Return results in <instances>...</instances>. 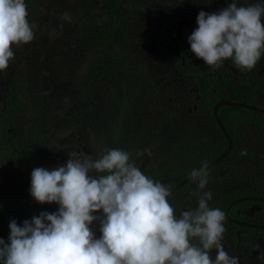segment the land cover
Masks as SVG:
<instances>
[{
    "label": "trees",
    "instance_id": "obj_1",
    "mask_svg": "<svg viewBox=\"0 0 264 264\" xmlns=\"http://www.w3.org/2000/svg\"><path fill=\"white\" fill-rule=\"evenodd\" d=\"M159 1L25 0L34 39L13 45L14 59L0 82V238L6 242L12 220L22 226L41 212L58 211L59 205L39 204L31 196V172L66 164L69 152L96 159L107 149H122L146 176L172 189L193 168L227 150L214 107L221 100L255 105L248 100L251 93L233 79L231 69L215 84L206 80L203 85L186 71L182 52L161 59L140 48L135 15ZM65 12L70 21L62 18ZM53 32L52 39L47 33ZM209 67H197L198 77L206 78ZM218 115L233 150L209 169L207 189L213 194L209 206L225 214L233 201L253 195L251 188L240 186L247 180L242 172L247 165L242 168L238 148L243 130L264 133V114L223 105ZM195 190L190 181L168 197L177 216L198 206ZM248 203L233 207L231 217ZM224 226L222 242H231L233 249L241 230L264 235V230L238 226L226 216ZM91 227L99 238V222Z\"/></svg>",
    "mask_w": 264,
    "mask_h": 264
},
{
    "label": "clouds",
    "instance_id": "obj_2",
    "mask_svg": "<svg viewBox=\"0 0 264 264\" xmlns=\"http://www.w3.org/2000/svg\"><path fill=\"white\" fill-rule=\"evenodd\" d=\"M28 16L25 0H0V72L14 59L13 45L34 39ZM62 18L71 20L67 12ZM197 25L188 37L191 51L213 70L231 60L237 69L252 71L264 55V0H231L218 12L201 10ZM68 156L54 169L32 170L31 196L59 209L22 226L12 220L8 241L0 238V264H240L222 243L224 212L209 206L207 162L189 173L198 206L177 216L170 187L146 176L127 151L107 149L96 159ZM97 221L99 238L91 227Z\"/></svg>",
    "mask_w": 264,
    "mask_h": 264
},
{
    "label": "flooded vegetation",
    "instance_id": "obj_3",
    "mask_svg": "<svg viewBox=\"0 0 264 264\" xmlns=\"http://www.w3.org/2000/svg\"><path fill=\"white\" fill-rule=\"evenodd\" d=\"M186 1L188 3L186 5L184 4V6H189L188 8L184 7V9L181 10V12L174 14L172 17L168 19L167 22H164L163 32L165 33V35L163 38L156 40V45L158 46L157 49L159 48L160 50V52H157V55L161 59H165L166 57H168V53L178 55L179 53L182 52L184 54L183 56L181 55L182 60L187 59V62H188V65L184 64L185 62H183L186 71L192 73L193 76L194 75L197 76L198 80H201L203 82V85L206 80H207V83L205 84L207 85L215 84L217 81L221 80V77H222L221 74L223 71L231 69L232 74H234L233 79L236 82L240 83V85H242V87L245 88L246 92L251 93V95L248 96V100L250 102H254L255 105H250L245 102H233V103H243L245 105L254 106L264 111V108H263V105H264V102H263L264 62L263 61H259L256 67L252 71H247V70L241 71L237 69V67H235L233 63H231V60H226L224 61L223 66H221L222 69L213 70L211 67H209L210 73L208 74L206 78L201 79L200 76L198 77L199 71L196 68L199 67L203 63L206 67L207 65L205 64L204 61L197 63L196 65V62L192 61L190 57V54H193V52L191 51L188 37L198 27L197 16L199 12L201 10L208 12V13L218 12L222 8L226 7L227 4L231 2V0H202V1L193 0L194 3H191L192 0H186ZM257 2H259V0H239V3L243 5L253 4ZM174 38L178 42L174 41ZM167 63L169 66L170 65L169 61ZM176 73H178V71H176ZM186 77H189V75L187 74ZM256 79L259 80L260 83H257L255 81ZM249 85H251L252 87H255L256 89L254 91L250 90L251 88L249 87ZM257 85L261 86L260 89L257 87ZM245 90L244 89L242 90L243 94ZM239 97L241 100L244 99L243 96H239ZM221 101H227V100H221ZM247 130H249L247 133L249 132L259 133L257 132L256 129L254 130L247 129ZM260 134H261L260 138H261V143H262V138H264V133H260ZM240 147L241 146H239L238 149H240ZM246 158H248V154L244 153L243 159H246ZM212 161L208 162L207 164L211 163ZM250 162L251 161L249 159L248 163L246 164L244 163L242 166L243 168L245 165H247L246 168H243L242 170V172L246 174L247 180L242 181L240 186L251 188L253 191V195L243 196L241 198L264 199V196H261L262 191L264 190V164H261L259 162H253V163H250ZM218 164L219 163L215 164L214 166ZM249 165H254L256 166V168H252V166H249ZM255 184L257 185L255 186ZM241 198H238V199H241ZM246 202H249V203L247 205L241 206L235 211V218H232L231 215L230 217L234 221L238 222V223L233 222L234 224L238 226L260 230V229H257L251 226H246L245 224L264 227V224H263L264 223V206L261 205L260 203L258 204L257 201H253V200L246 201ZM244 232L245 231L241 230L240 232L236 234L238 235L237 236L238 242L235 244L236 246L235 249H233V245L230 244L231 242H227V241H224L226 243L222 242L224 247L230 252V255L240 257V264L243 263L242 262L243 256L249 259L248 264H264V259L259 258L261 255V252H264V235L258 232H250L248 234H245ZM257 245H259V250L257 249Z\"/></svg>",
    "mask_w": 264,
    "mask_h": 264
},
{
    "label": "rangeland",
    "instance_id": "obj_4",
    "mask_svg": "<svg viewBox=\"0 0 264 264\" xmlns=\"http://www.w3.org/2000/svg\"><path fill=\"white\" fill-rule=\"evenodd\" d=\"M202 1V0H200ZM172 0H161L159 1V4L153 5L152 8H143L142 12L137 11L136 16V22L139 27V33L141 36L139 47L143 50H146L148 53L152 52L150 55H157V52H160L159 48L157 49L156 40H159L164 37L165 33L163 32V24L164 22H167L170 17H172V14H177L181 10L184 9V7L188 8L189 6H184L188 2L186 0H175L174 3ZM165 6H162V5ZM38 9V8H37ZM50 38L53 39L54 32L47 33ZM168 38V37H167ZM169 39V38H168ZM167 39V40H168ZM170 41V40H169ZM174 41L175 40L174 38ZM178 42V41H177ZM158 56V55H157ZM190 57L192 61L197 63L202 62L203 60L198 59L195 54H190ZM4 79V71L0 72V82ZM264 91V89H263ZM157 96L159 97H166L164 96L163 92L157 91ZM264 102V98H263ZM249 130H243L244 133L241 134V155L244 156V153L248 154V158L243 159V162L246 164L248 163V160L253 162H259L261 164H264V146L261 143L260 138V132L259 133H253L249 132ZM247 133V134H246ZM68 135L65 134L63 137H66ZM226 243V242H224ZM225 248V247H224ZM225 250L230 254V252L225 248ZM216 250H212L211 255L214 258L216 256ZM242 264H248L249 259L245 256L242 257Z\"/></svg>",
    "mask_w": 264,
    "mask_h": 264
},
{
    "label": "water",
    "instance_id": "obj_5",
    "mask_svg": "<svg viewBox=\"0 0 264 264\" xmlns=\"http://www.w3.org/2000/svg\"><path fill=\"white\" fill-rule=\"evenodd\" d=\"M223 105H230V106H240V107H244V108H247V109H250V110H253V111H257V112H260L262 114H264V111L263 110H260L254 106H250V105H245L243 103H233V102H229V101H220L218 102L215 107H214V110H213V114H214V118L218 124V126L220 127L222 133L224 134L225 138L227 139L228 141V148L227 150L222 154L220 155L218 158H216L215 160H213L211 163H209V168L214 166L215 164L219 163L222 159H224L225 157L229 156V154L231 153L232 149H233V141L228 133V131L226 130L223 122L221 121L219 115H218V110L221 106ZM191 181L190 177H187L185 180L181 181L179 184H177L174 188L171 189V194L172 195L173 193H175L177 190H179L180 188H182L183 186H185L186 184H188L189 182ZM169 195V196H170ZM250 200H253V201H257V202H262L264 203V199H259V198H241V199H238L234 202H232L229 207L227 208L226 212H225V216L228 220L232 221V222H235V223H238L236 221H234L231 217H230V211L231 209L239 204V203H242V202H246V201H250ZM246 226H251V227H254V228H257V229H262L264 230V227H260V226H257V225H248V224H245Z\"/></svg>",
    "mask_w": 264,
    "mask_h": 264
}]
</instances>
